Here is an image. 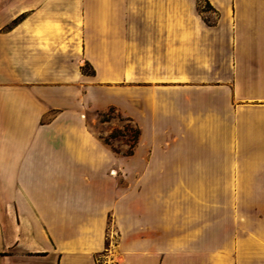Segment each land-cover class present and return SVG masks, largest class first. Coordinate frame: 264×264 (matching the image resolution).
<instances>
[{
    "label": "crops",
    "instance_id": "obj_1",
    "mask_svg": "<svg viewBox=\"0 0 264 264\" xmlns=\"http://www.w3.org/2000/svg\"><path fill=\"white\" fill-rule=\"evenodd\" d=\"M0 264H264V0H0Z\"/></svg>",
    "mask_w": 264,
    "mask_h": 264
},
{
    "label": "rangeland",
    "instance_id": "obj_2",
    "mask_svg": "<svg viewBox=\"0 0 264 264\" xmlns=\"http://www.w3.org/2000/svg\"><path fill=\"white\" fill-rule=\"evenodd\" d=\"M87 117L91 129L113 150L128 153L136 149L140 138L138 130L141 133V129L136 122L116 108L89 112Z\"/></svg>",
    "mask_w": 264,
    "mask_h": 264
},
{
    "label": "trees",
    "instance_id": "obj_3",
    "mask_svg": "<svg viewBox=\"0 0 264 264\" xmlns=\"http://www.w3.org/2000/svg\"><path fill=\"white\" fill-rule=\"evenodd\" d=\"M140 134H141V133H140V130H138V135L140 136ZM131 152H132V151H130V152H128V153H131Z\"/></svg>",
    "mask_w": 264,
    "mask_h": 264
}]
</instances>
